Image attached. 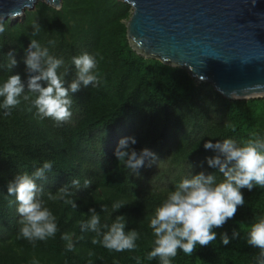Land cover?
I'll return each instance as SVG.
<instances>
[{
    "label": "trees",
    "instance_id": "1",
    "mask_svg": "<svg viewBox=\"0 0 264 264\" xmlns=\"http://www.w3.org/2000/svg\"><path fill=\"white\" fill-rule=\"evenodd\" d=\"M131 12L130 5L120 0H61L58 9L38 1L19 20H2L0 81L18 74L26 87L29 74L24 58L34 38L69 64L72 56L98 53L101 84L95 88L81 85L72 93L75 115L59 126L50 119L38 120L35 109L28 111L24 101L11 115L5 116L0 109V264H31L33 258L39 264H137L136 256L141 264H159L156 259H145L153 241L148 217L182 178L217 171L206 162V157L217 153L206 150L204 142L226 138L241 142L254 132L264 135L263 99H226L210 83L196 81L184 69L137 54L126 37ZM34 21L42 30L32 37ZM49 40L56 41L54 47ZM9 52L17 61L11 70L4 67ZM74 75L73 68L65 86ZM128 137L136 140L129 148L137 153L147 148L156 157L164 155L170 167L177 166L182 174H171L167 183L159 186L155 179L162 181L165 174L155 173L154 178L145 180L126 169L114 152L120 139ZM44 161H52L53 169L37 183L44 191L41 199L57 218L59 231L55 238L37 241L33 247L17 238L19 217L15 203L9 205L15 198L8 196L7 186L19 173L31 174ZM216 175L220 180L221 175ZM73 178L81 183L78 190L70 187L76 209L47 199L48 192L55 194ZM85 179L92 181L87 188L82 186ZM241 191L245 205L222 228L214 229L217 240L207 247L197 246L191 256L178 251L172 264H255L258 249L246 243L245 227L264 214V189ZM118 200L127 205L112 212L111 206ZM101 205H106L108 212H102ZM89 208L100 214L101 223L110 224L117 215H124L125 231L140 233L137 249L117 253L93 245L94 234L82 233L78 225L88 219ZM233 229L240 236L222 245L220 233L231 237ZM64 232L74 233V251L65 250L66 242L60 238ZM90 251L94 253L91 257Z\"/></svg>",
    "mask_w": 264,
    "mask_h": 264
},
{
    "label": "clouds",
    "instance_id": "2",
    "mask_svg": "<svg viewBox=\"0 0 264 264\" xmlns=\"http://www.w3.org/2000/svg\"><path fill=\"white\" fill-rule=\"evenodd\" d=\"M31 27L32 37L42 30L36 21ZM4 31L3 22L0 21V33ZM48 44L54 47L56 41L49 40ZM96 55L83 52L72 56L69 64L63 58L50 54L49 48L42 46L37 39H30L24 58L26 72L29 74L27 85L25 87L18 74L8 75L0 81V109L8 116L24 101L28 104V111L35 109L34 115L38 120L50 119L56 126L69 121L74 103L71 94L78 92L81 85L95 88L101 84ZM7 57L8 62L4 67L11 70L17 61L13 52H9ZM73 68L74 78L65 86L66 77ZM130 143L135 144L136 140L131 137L120 139L114 155L126 169L139 175L136 170L144 165L145 158H149L151 166L157 161V157L147 148L137 153L129 148ZM203 147L217 153L206 157L208 166L217 171L210 174L190 173L154 208L148 217V227L153 236L151 250L145 257L149 261L156 259L159 264H172L178 251L191 256L197 246H209L217 240L214 229L222 228L235 217L238 208L245 205L241 189H264V135L254 132L239 143L230 138L218 140L216 143L208 140ZM52 169L53 162L44 161L31 174L19 173L7 186L8 196L15 198L14 201H9V205L15 203L19 217L17 238L27 240L33 247L37 241L55 238L59 231L57 218L46 206L45 200L41 199L44 191L37 183L38 180L45 179L46 173ZM216 173L222 179L218 180ZM91 183L90 179H85L82 186L87 188ZM70 187L80 189V180L73 178L70 185L62 186L55 194L48 192L47 199L63 201L65 205L76 209L77 205L72 198L74 191H70ZM125 205L127 204L124 201H115L111 206L112 212ZM101 210L108 212L106 205H101ZM88 213V219L78 221V225L82 233L94 234L91 239L93 245H100L109 252L117 253L137 249L136 241L140 238V233L136 229L125 231L127 221L124 215H117L109 224L101 223L100 214L94 208H89ZM245 232L246 243L258 249V254L254 256L255 264H264V214L255 216L245 227ZM73 235L74 233L64 232L60 237L66 242L65 250L68 252L75 250ZM239 236L240 232L233 229L231 237L222 232L219 240L222 245L227 246ZM88 255L91 257L94 253L90 251ZM133 259L141 264L139 256ZM31 264H39V261L33 258Z\"/></svg>",
    "mask_w": 264,
    "mask_h": 264
},
{
    "label": "water",
    "instance_id": "3",
    "mask_svg": "<svg viewBox=\"0 0 264 264\" xmlns=\"http://www.w3.org/2000/svg\"><path fill=\"white\" fill-rule=\"evenodd\" d=\"M38 1L0 0V21ZM132 12L126 37L139 55L180 67L226 99L264 97V0H120Z\"/></svg>",
    "mask_w": 264,
    "mask_h": 264
},
{
    "label": "rangeland",
    "instance_id": "4",
    "mask_svg": "<svg viewBox=\"0 0 264 264\" xmlns=\"http://www.w3.org/2000/svg\"><path fill=\"white\" fill-rule=\"evenodd\" d=\"M22 16L23 15H21V16H19L17 18H14L12 20H19ZM249 99H252V98H249ZM253 99H263L264 100V97H257V98H253ZM74 115H75V113H74V111H72V117H71V119L69 121L72 120ZM235 141H237L238 143L240 142L237 139H235ZM157 158L159 160L155 162V163H157L156 166H154L152 164H151V166H149V158H145L144 165L142 167H140L139 169H137V172L139 173L140 177H143V179L147 180V178H150L155 173H157V174L158 173H163V174L166 175V178H164L162 181H159V180L155 179V181H156L155 185L161 186L163 183L164 184L167 183V179L168 180L170 179L169 177H171V174H175V173H176V175L182 174L181 169L178 168L177 166H173V168L170 167L169 162H168L169 159H167L164 155L163 156H158ZM167 165L169 166V173L166 172V169L168 167ZM183 173H184V171H183ZM152 177L154 178V175ZM220 179H222V177ZM145 185H146V187H148L147 183Z\"/></svg>",
    "mask_w": 264,
    "mask_h": 264
}]
</instances>
